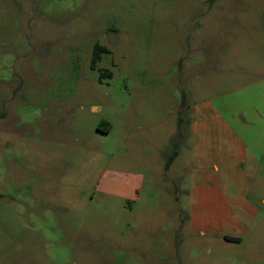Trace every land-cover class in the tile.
I'll return each instance as SVG.
<instances>
[{
	"label": "rangeland",
	"instance_id": "1",
	"mask_svg": "<svg viewBox=\"0 0 264 264\" xmlns=\"http://www.w3.org/2000/svg\"><path fill=\"white\" fill-rule=\"evenodd\" d=\"M252 2L0 0V264H264V157L183 168L196 98L264 57Z\"/></svg>",
	"mask_w": 264,
	"mask_h": 264
},
{
	"label": "crops",
	"instance_id": "2",
	"mask_svg": "<svg viewBox=\"0 0 264 264\" xmlns=\"http://www.w3.org/2000/svg\"><path fill=\"white\" fill-rule=\"evenodd\" d=\"M251 3L249 10L253 13L264 12V0ZM251 26H259V21ZM222 28V26H221ZM248 29L252 27H247ZM263 41L254 43L264 46ZM251 78L237 83L234 78L226 76L220 90L196 98L193 109L191 132L187 142L191 149V157L183 164L190 171L202 173L223 174L228 183L239 182L237 168L260 167L264 157V57L257 56L255 62L248 65ZM191 107L192 103L183 101V109ZM175 150V149H174ZM174 150L169 154L168 160ZM165 166L166 170L173 165ZM190 156V155H189ZM167 160V162H168ZM166 162V163H167ZM225 237H235L224 233Z\"/></svg>",
	"mask_w": 264,
	"mask_h": 264
},
{
	"label": "trees",
	"instance_id": "3",
	"mask_svg": "<svg viewBox=\"0 0 264 264\" xmlns=\"http://www.w3.org/2000/svg\"><path fill=\"white\" fill-rule=\"evenodd\" d=\"M108 49L101 45V44H96L95 47H94V54H93V58H92V66H95L97 64V61L100 60L101 58V53L102 52H107ZM108 73L107 74H111L110 71H107ZM97 128L100 130V131H104V132H108L109 129H110V124H106V126L104 128L101 127V124H99L97 126ZM177 156V150H175L172 155L170 156L168 162H167V165H170L171 162L175 159V157Z\"/></svg>",
	"mask_w": 264,
	"mask_h": 264
},
{
	"label": "flooded vegetation",
	"instance_id": "4",
	"mask_svg": "<svg viewBox=\"0 0 264 264\" xmlns=\"http://www.w3.org/2000/svg\"><path fill=\"white\" fill-rule=\"evenodd\" d=\"M98 44V43H97Z\"/></svg>",
	"mask_w": 264,
	"mask_h": 264
}]
</instances>
